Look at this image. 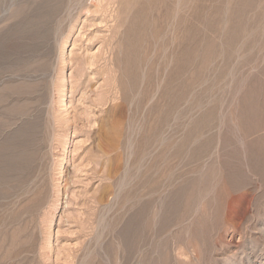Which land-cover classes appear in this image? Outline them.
<instances>
[{"label":"rangeland","instance_id":"rangeland-1","mask_svg":"<svg viewBox=\"0 0 264 264\" xmlns=\"http://www.w3.org/2000/svg\"><path fill=\"white\" fill-rule=\"evenodd\" d=\"M0 264H264V0H0Z\"/></svg>","mask_w":264,"mask_h":264}]
</instances>
